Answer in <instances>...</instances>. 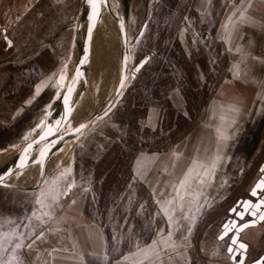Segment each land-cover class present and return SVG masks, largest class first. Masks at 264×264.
Wrapping results in <instances>:
<instances>
[{
	"label": "rangeland",
	"instance_id": "obj_1",
	"mask_svg": "<svg viewBox=\"0 0 264 264\" xmlns=\"http://www.w3.org/2000/svg\"><path fill=\"white\" fill-rule=\"evenodd\" d=\"M194 1L109 0L115 16L119 19L122 16L125 22L131 59L129 72L142 57L153 53V45L163 30V21L180 7L183 12L173 35L182 61L163 67L171 56H167L168 51L160 49L135 78L128 75L122 93L105 114L82 133L60 143L62 161L44 183L27 190L0 188V232L11 231L15 225L28 224L26 217H31V228L21 226L17 232L27 235L33 230L36 235L41 230L45 232L44 238L36 240L31 250L26 247L21 250L24 264H50L53 249H61V245L58 244L59 234L49 225L69 204L81 202L83 207L88 201L87 212L91 216L95 211L99 212L109 240L117 247L141 240L144 236L139 230L141 224L154 226L152 238L163 228L164 219L157 218V212H160L147 185L131 176L130 182L127 181L122 188L99 193L93 189L94 175L101 170L95 164L106 151H109L108 161L115 163V157L120 154L116 150L119 143L135 142L138 150L166 149L183 137L191 125L199 122L220 62L212 60L216 53L210 55L207 52L208 46L213 44L212 38L203 35L208 27L192 20ZM84 15L85 0H6L4 10L0 12V32L2 28L6 29L12 46L7 45L0 33V68L7 73L0 90V171L14 153L41 131V121L67 81L62 85L57 83L59 70L67 63L68 77L72 68L75 41L81 34L78 27L85 19ZM146 22L144 34L138 38ZM119 39V29L105 11L93 34L87 79L73 98L72 114L65 130L95 113L114 90L121 72L122 45ZM54 73L57 75L53 76ZM50 77L51 83L36 95L37 86ZM182 105L183 109L178 110L177 107ZM149 106L164 108L155 130L143 125ZM40 169L38 163L12 176L34 179L38 174L40 176ZM69 169L60 180V189L64 190L67 184L73 187L67 195L59 197L54 208L55 218L43 217L48 222L40 226L39 221L31 216L32 212L36 211L39 216L49 209H40L35 204V197ZM131 180L143 183L148 191H138L139 187L131 184ZM9 219L14 224L6 223ZM34 239L35 235H31L26 243ZM90 263L99 264L96 260Z\"/></svg>",
	"mask_w": 264,
	"mask_h": 264
},
{
	"label": "crops",
	"instance_id": "obj_2",
	"mask_svg": "<svg viewBox=\"0 0 264 264\" xmlns=\"http://www.w3.org/2000/svg\"><path fill=\"white\" fill-rule=\"evenodd\" d=\"M5 2L6 0H0V12L4 10ZM240 3L241 0L194 1L195 15L192 20L202 22L208 27L203 31V35L211 33L213 44L208 46L207 52L210 55L216 53L212 60L220 62L213 86L201 110L199 122L191 125L183 137L166 149H139L131 162L132 176L147 185L157 200L161 199V191L171 192V184L176 182L191 159L197 155V149L201 158L210 157L215 152L217 127L225 128L232 137L223 149L224 159L220 161L215 172L214 182L203 188L204 195L201 200L206 197L211 207L206 204L197 212L193 204L192 213L196 216V222L188 241L185 242L188 247L182 250L185 251V259L179 264H231L225 242L218 240L221 225L238 199H252L249 190L258 179L259 167L264 163V0H251L252 7L247 15L255 23L236 24L229 42L222 25L227 23L233 5ZM244 3L247 6L248 0H244ZM238 17L239 13L233 20L236 21ZM0 33L3 36L2 32ZM237 47L248 55L237 52ZM237 64L241 72L238 79L234 78V65ZM6 75L4 68H0V90ZM231 105L240 109L238 114L229 110ZM177 109L182 110L183 105ZM163 114L164 108L147 107L143 117L144 127L155 130ZM233 119L235 124H231ZM174 153L182 154L175 168L172 167L175 161ZM157 208L164 219L163 229L167 233V219L158 204ZM181 223L184 225L181 232L186 234L188 222ZM49 227L59 234L58 244L61 245L59 251L52 253L50 264H80V255L85 257V264H91L90 261L93 260L104 264L106 247H102L100 243L102 229L83 214L81 202L78 205H67ZM263 230L264 221L240 234V240L248 245L245 263L264 253ZM180 235L181 233H177V236ZM156 238L157 236L142 246L151 244ZM103 240L105 241L104 234ZM217 249L219 254L213 256L212 253ZM135 250L134 248L109 258L107 264H118L123 255ZM97 257L101 260H97ZM165 264H168L167 260Z\"/></svg>",
	"mask_w": 264,
	"mask_h": 264
},
{
	"label": "snow or ice",
	"instance_id": "obj_3",
	"mask_svg": "<svg viewBox=\"0 0 264 264\" xmlns=\"http://www.w3.org/2000/svg\"><path fill=\"white\" fill-rule=\"evenodd\" d=\"M106 0H87V3L92 9V15L89 17V20L92 21V25L88 28L89 37H91L92 30L95 27V23L100 16V10L105 5ZM252 7L251 0H248L247 6H245L244 0H241L239 5L234 4L230 15L227 17V23L222 25V28L225 29V36L229 42H231L232 32L236 29V24H243L245 22L255 23L250 16L247 15L249 9ZM239 17L236 21L233 20V17ZM231 26V28H230ZM120 28L123 32L124 22L120 21ZM143 32L140 33V36H143ZM8 46H12V41L7 39ZM237 52L242 53L241 48H236ZM242 55H248L242 53ZM253 59H258L257 57H252ZM87 62V57L84 60L80 61L81 64ZM145 60L142 62L136 69V72H139L140 68L143 67ZM243 62V61H242ZM236 69L234 73V78H240L241 72L239 70V64L234 65ZM57 74L54 73L53 76ZM82 73L79 69H76L75 76L72 78V85H75ZM246 75V72H245ZM67 63L59 70V80L58 84H63L67 79ZM127 77H122L119 81V86L121 89L125 87V80ZM52 77L48 81L43 82L41 85H38L36 88V95L40 94L41 88L47 86L51 83ZM55 86V85H54ZM74 91L73 86L68 87V93L64 96V102L67 105L71 97L72 92ZM59 95V94H58ZM31 103V101H29ZM229 110L233 113H239L240 109L236 105H231ZM71 114V109L68 111V115ZM224 117H221L223 120ZM235 119L231 121V124H235ZM44 121H41L43 124ZM60 121H57L59 124ZM87 125L81 123L79 127L75 129L77 133L81 132ZM49 135H52L51 130L45 132L40 136L38 141H35V144H39L41 141H47ZM232 137L227 133L226 129L223 127L216 128V145L215 152L206 158H201L199 155V149H197V155H195L187 168L182 172L180 177L177 178L175 183L171 184V192L161 191V199H157L156 203L160 206V211L163 213L164 217L167 219L168 232L165 233L164 229L161 228L157 233V238L153 239L151 244L141 245L139 241L135 244V251L129 252L127 255H123L121 261H118V264H125V262H131V264H165L167 260L168 264H179L181 260L185 259V251L188 247V244L185 243L188 241L192 233V229L196 222V216L192 213L193 204H195L197 212L202 209L206 204H208L207 198L205 197L201 200L203 194V188L206 185H210L215 180V172L219 167V163L224 159L222 152L223 149L227 147V142ZM25 140L28 139L27 136L24 137ZM58 141L52 140L48 141L46 146L42 148L39 152V160L36 161L43 167L45 159L51 151V147H54ZM33 150V143L27 144L23 148L21 153V162L19 167L24 168L27 166L28 154ZM206 151V150H205ZM175 161L172 164V167L175 168L182 154L174 153ZM34 159V158H33ZM66 170L60 174V177L52 181L51 186L46 190H41L40 193L35 197V204L40 207V209L47 208L48 211H42L41 215H37L36 211H33L31 216L35 217L39 221V225L43 226L47 224V220L43 217H47L48 220L54 219V208L59 201L61 195H67L68 192L73 187L72 184H67L64 190L60 189V180L65 176ZM264 173V167L260 170ZM19 175V173H17ZM11 175V173H9ZM4 177L0 176V183H3ZM8 186V185H4ZM250 195L257 198V202L253 203L251 200H244L237 203L235 207L230 209V213L234 214L235 218L229 219L222 224V231L218 235L219 241H224L227 247V253L229 254V259L231 264H245L246 253L248 250V245L242 242L240 234L244 232L249 227L255 226L258 221H264V177H261L255 186L251 189ZM75 203V201H73ZM211 207L210 204H208ZM253 217L252 220L245 221V216ZM28 224L15 225L11 231L0 232V264H24V260L21 257V250L25 247L29 250L33 248V245L36 243V240H42L45 236L44 230L39 231V234L36 235L35 231L31 232V235H35V239L31 243H26L27 239H31V235L26 233L17 232L16 229L23 226L25 228H31V217H26ZM181 221H187L186 234L181 232L184 228V225ZM239 221H243L240 223ZM6 223L14 224V221L9 219ZM2 227V225H0ZM177 233H181L180 236H177ZM232 234L231 236L229 234ZM228 238V240H226ZM115 239V237H113ZM230 241V243H229ZM119 242V241H118ZM100 243L102 247H106V242L103 240V234H100ZM53 251H59V249H53ZM219 254V249L212 253L213 256ZM109 259L108 253L105 252L103 255V262L107 264ZM80 264H85V257L80 255L79 257ZM190 264V262H189ZM255 264H264V256H261L255 261Z\"/></svg>",
	"mask_w": 264,
	"mask_h": 264
},
{
	"label": "water",
	"instance_id": "obj_4",
	"mask_svg": "<svg viewBox=\"0 0 264 264\" xmlns=\"http://www.w3.org/2000/svg\"><path fill=\"white\" fill-rule=\"evenodd\" d=\"M88 8H89V17L92 15V9L90 7V5L87 3ZM106 11L109 16L112 18V20L116 23L118 29H119V33H120V39H121V45H122V59H121V72H120V76L118 79V82L114 88V90L112 91V93L109 95V97L107 98V100L105 101V103L92 115H90L89 117H87L86 119H84L83 121H81L80 123L76 124L75 126L71 127L70 129H64L65 126L67 125V123L70 120L71 114H72V106L74 103V95L76 92V88H77V84L78 82L83 78V74H84V68H85V64H81L80 61L84 60L85 57H87L89 54H91V49H92V39H93V34L95 31V28L97 26V23L99 21V18L102 14L103 11ZM100 16L97 19L96 23H95V27L92 30V34L91 37H89V33H88V28L92 25V21L89 20L88 18V24L86 25V30H85V34L84 37L80 43L79 49H78V53L76 56V59L72 65V68L70 70V73L68 75L66 84L64 86V88L62 89L61 93L59 94V96L54 100L53 104L51 105L48 113L46 114L45 118H44V123H43V127L41 129V131L36 135V137H34L33 139L27 141L9 160V162L7 163L6 167L0 171V176L4 177V181L3 183H0V188H4L6 186L4 185H8L6 188H14V189H20V190H27V189H35L37 187H39L42 183H44V181H39L37 180L31 187H22L19 185H16L14 183H11L9 180L11 178V176L19 171L22 170L24 168L33 166L38 164L36 161L39 160V152L42 148H44L46 146V144L48 143V141H52V140H56L58 141L54 147H51V151L57 147L62 141H64L67 137L70 136H74V135H78L80 133H82L90 124H92L93 122H95L100 116H102L103 114H105L112 106L113 104L117 101V99L119 98L120 94L122 93L123 89L120 88L119 86V81L122 77H127L128 79V75L131 78H135L136 75L142 70V68L145 66V64L149 61V59L151 58L152 54L146 55L144 57H142L138 63L136 65H134V67L132 68L131 72H129V66L131 64V59H130V54H129V43H128V37H127V31H126V27H125V22L123 17L121 16V19L117 18L115 16V14L113 13L112 9H111V5L109 3V0H106L105 5L101 8L100 10ZM123 20L124 22V30L123 32L121 31L120 28V21ZM147 25V22L144 23L138 33V38H140V33L143 32L145 30V27ZM78 30H81V22L79 24ZM2 34L4 36L5 39V29H2ZM6 40V39H5ZM7 41V40H6ZM147 61L146 63H144L143 67L140 68L139 72H136L135 69L144 61ZM76 69H79V71L82 73V75L79 77V79L77 80V82L75 83V85H72V78L75 76L76 73ZM127 79L125 80V84L127 82ZM69 86H73L74 87V91L71 94V97L69 99V103L66 105L64 102V96L67 95L68 93V87ZM69 109H71V114L68 115V111ZM57 121H60L59 124H57ZM81 123H84L87 125L86 128H84L81 132L77 133L75 131V129L77 127H79V125ZM49 130H51L52 135H49L47 138V141H41L39 144H35V141H38L40 136L43 135L45 132H48ZM29 143H33V150H31L28 154V160H27V166L24 168H20V162H21V153L23 148H25L27 146V144ZM50 151V152H51ZM49 152V153H50ZM34 158V159H33ZM264 167V163H262L259 167V177L258 179L255 181V183L252 185V187L249 190V196L252 199L246 198V199H238L234 205L230 208L232 209L233 207H235L237 205L238 202L240 201H244V200H251L253 203L257 202V198L256 197H252L250 195L251 189L255 186L256 182H258V180L261 177H264V173H262L260 170L261 168ZM9 173H11V175H9ZM230 209L228 211V217L225 219L224 222H226L229 219L235 218L234 214L230 213ZM245 221H249L252 220L253 217L246 215L245 216ZM240 223H242L243 221H239ZM263 221H258V223L255 226L252 227H256L259 223H261ZM250 228V227H249ZM221 231H222V225H221ZM264 231V230H263ZM230 236L232 235L231 233L229 234ZM240 239V238H239ZM243 242V241H242ZM230 243V241H229ZM226 253H227V247H226ZM227 255L229 256V254L227 253ZM261 256H264V253H262L259 257H257L256 259L245 263V264H255V261L257 259H259ZM246 258H247V253H246ZM246 260V259H245ZM231 261V260H230Z\"/></svg>",
	"mask_w": 264,
	"mask_h": 264
},
{
	"label": "trees",
	"instance_id": "obj_5",
	"mask_svg": "<svg viewBox=\"0 0 264 264\" xmlns=\"http://www.w3.org/2000/svg\"><path fill=\"white\" fill-rule=\"evenodd\" d=\"M182 12L183 7H180L175 12H172L171 16L169 15V17L165 21H163L164 26L161 34L159 35V40L153 45L152 56L157 55L160 49L162 51H168L169 54L167 53V56H171L168 62L163 63V67H168L169 65L172 66L173 63H179L180 61H182V57L178 54L176 39L173 35V32H175V29L179 24ZM138 147V144L135 142H125L124 144L119 143L116 150L120 151V154L115 157V163H111L110 161H108L107 157L109 155V151H106L95 164V167L101 170L96 172L94 175L93 189L95 191H99L100 193L104 190L114 191L122 188L125 183H127V181L131 179V162L134 154L138 151ZM134 183L139 187L140 190L138 191H148L143 183L131 180V184ZM87 205L88 201H85V204L82 207V212L89 219L96 222L101 227L105 237L106 252L108 253L109 258H114L125 251L135 248V244L137 241L123 243L125 245H120L118 247L115 246L114 243L109 240L110 238L107 233L106 225L103 224V220L99 212L95 211V214L91 216L89 212H87ZM157 218L161 220L163 219L161 213L157 212ZM139 230L140 233L144 235L143 238L139 240L141 245L151 240L154 233V226L152 227L151 225H149V223L141 224ZM96 259L101 260L99 257H97Z\"/></svg>",
	"mask_w": 264,
	"mask_h": 264
},
{
	"label": "bare ground",
	"instance_id": "obj_6",
	"mask_svg": "<svg viewBox=\"0 0 264 264\" xmlns=\"http://www.w3.org/2000/svg\"><path fill=\"white\" fill-rule=\"evenodd\" d=\"M104 14H105V10L102 12L101 16H104ZM84 17H85V19L83 21H81V34L78 37V39H76V41H75V48H74V53H73L74 54L73 63H74V61L76 59L80 43H81V41H82V39L84 37L85 30H86V25L88 24L89 8H88V5H87V0H85V15H84ZM119 41H120V39H119ZM98 42H100V44L103 43L102 40H98ZM89 62H90V54L87 56V62L84 63L85 64V68H84L83 78L77 84L75 95L79 92V90L81 88H83V85H84V83H85V81L87 79V72H88ZM61 91L62 90H60L59 94L61 93ZM61 150L62 149H60V144H59L57 147H55L52 150L53 152L51 151L48 154V156L45 159V163H44L43 167H41V169H40V172H39V173H41L40 176L38 174V176L36 178H34V179L27 178V177H13V176H11L9 181L11 183H14V184L22 186V187H31L37 180H39L40 182L41 181H45L47 179V177L51 173H53L57 169V167L60 165V163L62 161V151ZM52 154H53V157H52ZM1 166H2V160L0 158V167Z\"/></svg>",
	"mask_w": 264,
	"mask_h": 264
},
{
	"label": "built area",
	"instance_id": "obj_7",
	"mask_svg": "<svg viewBox=\"0 0 264 264\" xmlns=\"http://www.w3.org/2000/svg\"><path fill=\"white\" fill-rule=\"evenodd\" d=\"M204 36H205V38H212V34L211 33H205Z\"/></svg>",
	"mask_w": 264,
	"mask_h": 264
}]
</instances>
